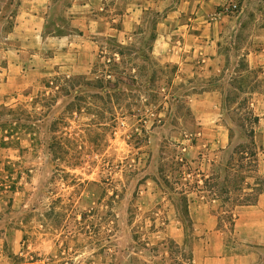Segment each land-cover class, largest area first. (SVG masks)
<instances>
[{"label": "rangeland", "instance_id": "obj_1", "mask_svg": "<svg viewBox=\"0 0 264 264\" xmlns=\"http://www.w3.org/2000/svg\"><path fill=\"white\" fill-rule=\"evenodd\" d=\"M23 2L0 0V72ZM162 19L143 12L124 45L101 40L88 72L44 67L0 91V189L64 264H191L199 218L217 212L232 246V210L264 188L260 70L242 58L181 80L153 55Z\"/></svg>", "mask_w": 264, "mask_h": 264}, {"label": "crops", "instance_id": "obj_2", "mask_svg": "<svg viewBox=\"0 0 264 264\" xmlns=\"http://www.w3.org/2000/svg\"><path fill=\"white\" fill-rule=\"evenodd\" d=\"M232 1H237L235 10L229 0H24L14 30L19 38L16 56L0 72V91L6 92L18 74L44 67L88 72L98 59L100 41L112 37L124 45L143 12L162 14L153 55L161 65L175 66L181 80L221 77L229 62L242 58L264 78V0ZM252 105L260 112L261 134L264 92ZM257 141L264 144L262 138ZM3 193L0 189V264H64L52 247L28 237L24 221L10 211L16 196L11 204ZM220 219L217 212L199 218L191 264H264V190L255 201L238 203L232 210L231 229L226 226L232 246Z\"/></svg>", "mask_w": 264, "mask_h": 264}, {"label": "trees", "instance_id": "obj_3", "mask_svg": "<svg viewBox=\"0 0 264 264\" xmlns=\"http://www.w3.org/2000/svg\"><path fill=\"white\" fill-rule=\"evenodd\" d=\"M263 190H264V189L261 188V189H259V192H261V191H263Z\"/></svg>", "mask_w": 264, "mask_h": 264}, {"label": "built area", "instance_id": "obj_4", "mask_svg": "<svg viewBox=\"0 0 264 264\" xmlns=\"http://www.w3.org/2000/svg\"><path fill=\"white\" fill-rule=\"evenodd\" d=\"M234 7L236 8L237 6L235 5Z\"/></svg>", "mask_w": 264, "mask_h": 264}]
</instances>
